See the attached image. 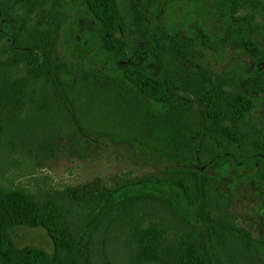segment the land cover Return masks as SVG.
<instances>
[{"label": "trees", "instance_id": "16d2710c", "mask_svg": "<svg viewBox=\"0 0 264 264\" xmlns=\"http://www.w3.org/2000/svg\"><path fill=\"white\" fill-rule=\"evenodd\" d=\"M82 1L110 72L86 66L90 50L74 29L66 32L70 56L59 55L63 0H0L8 29L6 38L0 33L8 48L0 59V264H264V239L236 225L219 189L229 167L264 184L263 133L243 122L254 95L264 93V51L255 39L264 38L262 1L213 0L224 15L215 38L203 28L189 37L152 24L155 0ZM223 45L248 53L249 74L217 75L192 50L218 53ZM81 139L175 166L130 179L145 187L122 196L100 182L30 194L11 187L24 163L78 148ZM14 226L42 228L52 251L16 246Z\"/></svg>", "mask_w": 264, "mask_h": 264}, {"label": "rangeland", "instance_id": "374dc122", "mask_svg": "<svg viewBox=\"0 0 264 264\" xmlns=\"http://www.w3.org/2000/svg\"><path fill=\"white\" fill-rule=\"evenodd\" d=\"M165 0H155L149 8L152 24L166 30L168 33L182 31L193 37V29L203 28L211 37H218L224 15L214 8L213 0H182L171 3L164 10L156 5ZM264 4V0H260ZM65 26L59 34L58 53L61 57L70 56L67 30L74 29L76 38L90 50L86 55L87 67H94L103 72H110L109 57L102 52V46L94 33L96 20L92 17L82 0H63ZM0 33L6 38L8 29L0 19ZM152 41L160 44L159 37L152 33ZM256 42L264 51V38L255 36ZM198 55V63L211 72L222 75L238 71L249 74L253 63L247 52L233 50L223 45L218 53L193 47ZM8 54L7 42L0 41V59ZM144 67L153 75L157 73L156 65L146 62ZM245 125L258 127L264 139V93L254 95L253 106L245 116ZM167 162L140 161L134 157L131 150L112 145L107 141L81 139L80 147H62L51 159L34 160L24 163L13 176H10L11 187L21 188L24 194H30L35 188H63L77 184L103 183L107 187L116 188L117 196L140 191L144 182H134V178L148 177L162 170L174 167ZM7 179V178H6ZM131 179V180H130ZM219 189L229 197L227 210L234 215L238 227L245 229L254 238L264 239V184L251 177L247 169L229 167L219 173ZM124 180L127 183H123ZM158 190L156 186H153ZM186 213V212H185ZM194 225L195 232L201 244L204 235L200 225L188 213ZM13 241L16 246L32 245L47 252L52 251V243L42 228L14 226Z\"/></svg>", "mask_w": 264, "mask_h": 264}]
</instances>
